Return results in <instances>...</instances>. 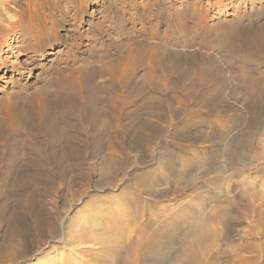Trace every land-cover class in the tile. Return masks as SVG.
Returning <instances> with one entry per match:
<instances>
[{
    "label": "rangeland",
    "instance_id": "1",
    "mask_svg": "<svg viewBox=\"0 0 264 264\" xmlns=\"http://www.w3.org/2000/svg\"><path fill=\"white\" fill-rule=\"evenodd\" d=\"M9 14L17 15L11 18ZM59 35L64 42L58 43ZM23 39L27 50L18 53V45L21 43L19 40ZM37 42L39 44L36 47ZM152 42L158 44H152ZM51 43L53 45H48ZM153 45L154 47L149 49ZM155 47L159 50L156 48L153 52ZM32 48L36 51H32L34 50ZM194 50L211 56L221 68L226 67L229 70L219 72L218 76L215 72L212 73L213 75L210 74L213 80L211 77L210 80L205 79L203 81L208 80V82L198 87L210 88L216 84L215 76L216 81L220 82L217 86L218 93L206 99L205 104L198 99L186 102L182 90L189 76L191 80H194L193 73L195 72L197 76L198 69L205 70L208 66V63L204 61L203 65V61L197 60L192 55ZM29 53L35 57L32 62L37 64V67H30L23 60L29 61L26 57ZM171 54H174L171 58L174 61L168 59ZM150 58L157 62H152ZM167 59L169 62H166ZM154 66L155 69H153ZM163 72L164 74L167 72L169 83L162 78ZM146 74L151 75V79ZM186 74H188L187 79L184 77ZM82 79L83 82H81ZM88 85H93L92 89H96L95 101H92V106L90 105L96 110L95 121H92V117H88L86 110L88 104L85 102L87 100L84 93L82 95L79 93V96L75 92L68 94L69 88L79 89ZM133 85L138 87V92L137 90L134 92ZM143 89L154 95L153 97H158L161 102L149 99L142 107L138 105L145 98ZM37 90L38 93L35 95ZM119 94L122 95L118 97ZM111 96L114 97L111 98ZM175 97L184 101L181 107L183 116L178 122L171 121L170 125L176 124L181 135L176 133L175 127L169 124L163 125L167 131L159 138L160 146L178 153L173 145L182 144L181 137L193 140L209 137L208 140H210L211 136H216L218 141H215L220 145L216 143L219 150L216 153L213 151V141L199 142L198 140L193 146L197 151L181 154L183 159L179 157L181 162L177 166L181 170L188 171L189 182L185 183L184 176V180L177 178L174 181L173 206L179 205L184 208L189 200L193 201L198 190L201 193L205 191L204 196L205 194L208 196L205 197V214L211 215L209 217L211 220L213 216H219L210 222L211 225L213 223L216 235L209 239H201L200 245L195 246L199 254L198 261H202L201 264H264V159L251 164L249 160H241L239 157L241 149L245 146L248 149L262 148L258 140L264 139V126H262L264 125V0H0V113H2L0 114V135H3L0 138V150L6 151L5 143L14 140V145L21 151L17 159L28 160L31 166L40 171L42 170L39 169L40 160L34 163L35 160H29L23 152L24 144H29L30 139L42 140L44 144L37 143L35 146H39L41 151L47 150V156L54 160H60L65 159L76 147L88 148L90 135L93 136L98 126H103V120L111 126L105 123L108 129L104 125L105 129L103 128L104 133L100 141L102 150L109 138L116 143L114 136L121 134L122 139L125 136L124 128H122L125 126L122 123H129L128 129L126 128L128 133L123 140L132 144L133 148H141L139 154L133 150L125 151L126 159L131 163L130 168L133 172L129 174L131 176H123L120 181L124 180L125 185L128 184L127 188L131 196L135 192L134 188H131L133 174L143 178L144 171L159 172L158 163L154 159L155 154L147 145L145 136L148 123L155 125L157 121V118L148 112L149 105H160L166 108L165 103L169 100L168 98L172 104H176ZM69 98H75L74 102L79 101L80 108L70 109L71 106H64L61 109L60 107ZM38 101L43 102L45 106L43 107ZM113 105L122 112L121 123L117 121L115 123L112 119ZM199 105L201 108L205 105L204 110L197 109ZM11 106L12 109L8 108ZM213 106L217 108V114L210 110ZM6 116L13 119L6 120ZM51 119L55 120L59 130L53 127ZM16 123L22 124L21 127ZM53 129L59 131L56 133L57 137L47 140ZM7 135L10 136L7 137ZM49 150H52V153ZM224 153H228L226 165L223 160L226 158ZM5 155L8 153L6 152ZM216 161L220 162V166L222 165L219 171L216 169L218 166ZM18 162L9 166L2 161L0 166V170L5 174L3 180H0V184L2 183L0 202L5 201L3 202L5 203L4 212L6 217L8 216V221L0 232V250L3 249L19 217L20 210L17 207L19 200L29 199L28 195L21 192V188L26 187L27 192H32L29 176L26 178V175L27 170L32 172L33 168L30 165L23 167L24 165ZM67 164L69 170L75 169L72 162H66L64 166L61 164L60 168L50 164L44 168L51 174L56 172L54 173L56 175L60 169H67ZM150 173L147 175L149 176ZM224 177L227 179L229 188L226 194L218 192V185ZM195 187L198 190L195 191ZM168 188L171 190L173 185ZM62 189L58 194L60 201L63 200L66 192L64 184ZM35 191L37 195L40 194L39 190L35 189ZM106 191L109 192V197L114 194L118 198L116 190ZM99 193L100 191L93 192L95 196ZM96 198L105 203L99 199L100 197ZM155 203L150 202V205L155 206ZM131 204L130 209L127 206L122 208L125 209L126 215L132 212L129 218L136 223L133 225L130 223L125 233L124 243L126 245L132 243V246L124 249L127 251L123 253L121 259L119 258L121 260L119 262L128 264L129 261H133L134 264V262H141L142 259L141 264L154 263V259H158L155 256L161 257L159 246H157L160 242L159 235L162 232L166 233L165 226L159 227L160 229L155 227L162 223L168 224L166 221L170 220L171 212L159 221L154 213L148 214L144 211L142 214V204H140L141 207L139 204L136 206L134 200ZM107 205L112 206V209L116 208L113 201ZM228 211H230L229 214ZM137 226L144 230L142 237L151 235L149 239L151 243L148 244L149 248L144 254L136 250V232L132 231L138 228ZM221 227L227 230L225 234ZM128 231L132 239L128 236ZM191 248L193 249V246L189 247L188 252ZM137 254L143 257L140 258ZM117 264H119L118 261Z\"/></svg>",
    "mask_w": 264,
    "mask_h": 264
},
{
    "label": "bare ground",
    "instance_id": "2",
    "mask_svg": "<svg viewBox=\"0 0 264 264\" xmlns=\"http://www.w3.org/2000/svg\"><path fill=\"white\" fill-rule=\"evenodd\" d=\"M16 15L17 14H14V15L9 14V17L14 18V16H16ZM63 36L65 37L66 35H63ZM60 37L61 36L59 35L57 37L58 40L56 39L58 41V43L60 41L64 42V40L60 39ZM9 39L11 40V38H9ZM19 41L21 43L18 45L19 46L18 53H20L21 51L22 52L26 51L27 46H26V44H24L25 40L23 39V40H19ZM249 42H251V41H249ZM153 43L154 42H152V44ZM33 44H35V43H33ZM38 44L39 43L37 42L36 47L38 46ZM154 44H156V43H154ZM48 45L51 46L53 44L51 43ZM230 45H231V43H230ZM251 45H253V44H251ZM160 46L162 47V44H160ZM152 47H154V45L149 47V49ZM157 47L154 48L153 52H155ZM32 49H34V48H32ZM157 50H159V49L157 48ZM32 51H36V50L34 49ZM128 51H129V48H128ZM162 51H165V50H162ZM170 53H168V54H170ZM30 54L31 53H29L28 56H26L29 58V61H27L25 59H23V60L26 61L30 67H37L38 65L32 62L35 60L34 59L35 57H33V54H31V55ZM174 54H175V51H174ZM174 54L169 55L168 59L173 58ZM153 55H155V53ZM186 55L187 54H185V56ZM192 55L194 57H196L197 60L203 61V65H204V61L206 63H208V66L205 70L202 68L198 69L199 71L197 72V76H195L196 75L195 72L192 71V72H194L193 74H194V77L196 78L195 79L192 76V78L194 80H191L190 76L188 78V74L184 75L185 79L188 78V82H186L182 86V90L184 91V92L183 91L182 92L186 98V102L191 101L192 99H198L199 102L204 101L203 103L205 104L206 99L212 98L213 94L215 95L216 93H218L219 89L217 88V86L219 85L220 82L216 81V79H215L216 76H215L214 80H215L216 84H214L213 86H210V88L202 89V88H198V87H200L202 84H206L205 82L206 81L208 82V80H210V77L212 78V76H211V75H213L212 73L215 72V75H217L219 72H224V70H226V71H229V70H227L226 67L221 68L218 65V63L214 59H212L211 56H209V55H207L201 51L195 52V50H194ZM149 56L151 57L152 55L150 54ZM160 59H159V63H160ZM168 59L166 62H169ZM128 60H129V58H128ZM150 60H151V58H150ZM163 60H164V58H163ZM171 60L174 61L173 59H171ZM155 61L156 60H154L152 62H155ZM163 64H164V62H163ZM183 68L185 70V67H183ZM109 69H111V68L109 67ZM153 69H155V66ZM161 69H163V68H161ZM155 72L157 73V71H155ZM147 73H149V72H147ZM147 77H150V79H151V75L150 76L147 75ZM162 78H164L165 80H167L166 82H168L169 77H167V72H166V74H164V72H163ZM83 79H82V81L81 80L80 81L83 82ZM205 79H208V80L203 81ZM195 80L197 83L195 82ZM212 80H213V78H212ZM147 81H148V78H147ZM64 84H68V83H64ZM222 84H223V82H222ZM68 85H72V84H68ZM86 85H87V83H86ZM115 85H117V84H115ZM171 85H172V83H171ZM111 86H112V84H111ZM108 87H109V85H108ZM120 87H122V86H120ZM133 87H132V89H134V92H135V90H137V92H138V87L135 85H133ZM92 88H93V85L92 86L88 85L86 87L83 86V88H79V89H77L76 87H72V88L68 89V94H70V93L72 94L73 92H75L76 95L79 96L78 95L79 93H81V95L84 93L86 100H87L85 102L88 104L87 109H86L88 112V117H92V121H95V119H97L96 110L91 106L93 103L92 101H95V92H96L95 90L96 89L93 90ZM140 88H143V87L140 86ZM219 88H220V86H219ZM65 89H66V87H65ZM221 89L222 88H220V90ZM143 91H144V89H143ZM37 93H38V90L35 93V95ZM144 93H145L144 94L145 98L144 99L142 98L143 99L142 103L138 104V105H141V107L143 105H145L147 103V100H149V99H151L153 101L158 100L159 102H161L158 99V97L157 98H156V96L153 97L154 95H151L147 91H144ZM131 94L132 93L130 92V95ZM121 95L119 94L118 97H120ZM73 96H75V95H73ZM112 97H114V96H111V98ZM123 97H125V96H123ZM77 98L79 99V97H76V99ZM170 98H168L169 100H167L165 103L166 108H163L160 105H158V106L149 105V109H148V112H150L153 116H155L157 118V121H156L155 125H149V123H148L147 129L145 130L146 131L145 136H146L147 145L151 147L152 152L155 154L154 159L158 163L159 172L150 173V171L149 172L144 171L145 177H143V178L141 176H139L138 174H133V176H134L133 181H132L133 187H131V188L132 189L134 188L135 192H134V194H131V196H129V192H128V188H127L128 184L125 185L124 180L122 182L120 181V179L123 176H127L129 174H132V172H133V170H131L132 168H130L131 163H129V161L126 159L127 156L125 154V151L128 150V152H129V150H133L139 154L141 152V148L140 147L139 148H133L132 144L130 145L128 142H125L123 140V138L128 133L126 128L128 129L129 126H127V125H129V123H126V122L122 123L125 126V127H122V128H124L125 136L122 137V139H121V134L118 136L117 135L114 136V138L116 139L115 140L116 143L115 142L113 143L111 138H109L106 142V146H104V148L102 150L101 142H100L101 141V135H102V133H104L103 128L105 126L109 129V127H108L109 123H106V120H103V121L101 120L104 124H103V126L101 125L102 127L101 126L97 127V129L94 131L95 133L93 134V136L90 135L91 139H90V145L88 148L76 147V148H74V151H72V153L71 152L68 153V155H67V157H65V159L62 158L60 160H54L52 157L47 156V154H46L47 150L41 151L39 146H35V144H37V143L44 144V143H42V140L38 141L37 139H33V138L31 140L29 138L30 139L29 144L28 143L24 144L25 149L23 150V152L27 155L29 160L34 159L35 160L34 163H36V160H38V161L40 160L39 162H41V165H40L39 169H42L40 171H38L37 168H34L33 166H31L30 163L27 162L28 160L25 161L24 159H17L21 151L14 145V140L10 141L9 143H5L6 144L5 148L7 150L6 151L0 150V166H1L2 161L4 162V164H6V165L9 164V166H10V165H13L15 162H18L19 160H21L18 163H20L22 166L24 165L23 167H25L26 165H30V167L33 168V171L31 170L32 172H30L28 169L27 175L25 173L26 178L29 176L30 187H31L32 192H27L28 189H26V187L21 188V192L24 193L25 195H28L29 199L28 198H26V199L20 198L22 201L19 200V203H18L19 205L17 206L20 210L19 217L15 221V225L13 226V229L11 230V234H10L7 242L4 244L3 249L0 250V264H117V261L120 264L119 261H121L120 260L121 256L123 255V253H125L127 251L124 249L132 246V243L130 245H126L124 243V239L126 238L125 237L126 230L129 228L130 223H132V225H133V223L136 224L134 220H132L133 221L132 222L131 219L129 218V216L131 215L132 212H130V213L128 212L130 215H126V214H124L125 209L122 207L123 206H127V208H129V206L131 207V205H133V204H131L132 200H134V202H136V206H138L137 204H139V205L142 204L144 206L143 207L142 205H140V207L142 206L141 207V209L143 211L142 214L144 213V211L148 212V214L154 213L156 215V218L159 219V221H162L163 217L166 216V214L171 212L169 214L170 220L168 219L166 221L168 224L162 223V224H160V226L155 227V228L160 229L159 227L165 226L166 227V233L165 232L160 233V235H159V241L160 242L157 243V246H159L158 250L161 252V257H160V255L155 256V257H158V259L157 258L154 259L155 262L154 263L151 262L150 264H201L202 261H198V258H199L198 255L199 254H197V252H196L197 249H195V248L198 247L196 245L197 244L200 245L201 239H204V240H205V238L209 239V238L213 237L214 234L216 235V231H215L214 227L212 226L213 223L211 225L210 222L214 221V219L218 218L219 216L215 215V216H213V218L211 220L209 218L211 215L209 216V215L205 214L206 213V211H205L206 210L205 209L206 198L205 197H208V196H206V194L204 196V193H206V192L203 191V193H201L197 187H195L196 188L195 191L198 190V192L195 194V198L191 202L189 200L188 203H186L187 205H185L184 208H181L179 205H177V207L173 206V204H174L173 200H174L175 196L172 193L175 192L174 181H176L177 178L183 179V176H184L185 183H188L189 182L188 179H190V176H189V173L187 170H183V169L181 170L177 167L181 162L180 159H183V156L181 154L195 153L197 151V149L193 148V146L195 144H197L198 140H200L199 142H201V141L202 142H212L213 141V143H212L214 145L213 151L218 153L219 150L216 147L217 146L216 143L218 140L215 138L216 136L215 137L211 136L210 140H208V138H209L208 136H207L208 137L207 139L204 137V138H200L197 140L181 137L180 143H182V144H179V145L174 144L173 145V147L176 150H178V153L174 152V151L167 150V148L165 146H160L159 138L163 134L165 135L164 132L167 131V129L163 125H168V124L170 125L171 121L172 122L173 121L178 122L183 116L181 114V110H182L181 107H182V104L184 103V101H182V100L180 101V100L176 99V97H175L174 99H175L176 104H172ZM235 98H237V97H235ZM40 99H42V98H40ZM131 99H133V98H131ZM113 100H114V98H113ZM123 100H122V103H123ZM8 101H5V102L7 103ZM74 101H75V98L66 99V103L63 106H61L60 108L62 109V107H64V106H68V107L71 106V107H69L70 109H72V108H74V109L78 108L79 109L81 106V105H78L79 101L78 102L77 101L74 102ZM125 102H126V100H125ZM127 102H129V101H127ZM39 103L43 106V104H42L43 102H39ZM156 103H158V102H156ZM47 104H48V102H47ZM112 104H113V102H112ZM124 106H125V104H124ZM124 106H123V108H124ZM18 107H19V105H18ZM203 107H205V105H202V108H201V105H199L197 109L204 110ZM8 108L12 109V106L8 107ZM3 109H4V107H3ZM28 109H31V108H28ZM13 110H15V109H13ZM210 110H212L216 114L218 113L217 108L216 107L214 108V106H213V108L210 107ZM9 112H10V110H9ZM63 112H61V113H63ZM79 112H81V111H79ZM111 112H112V119L115 121V123H117V122L121 123L122 121L120 120V116H121L122 112H120V109H118L117 107H114V105H113ZM0 114H2V113H0ZM124 116H126V115H124ZM128 116L130 117V115H128ZM185 117H186V115H185ZM3 119H4V117H3ZM12 119L13 118L10 119V116H8L6 118V120H10V121ZM130 119H131V117H130ZM1 120H2V117H1ZM96 121H98V120H96ZM50 122H52L53 127L55 129L59 130L58 129L59 126L56 125L55 120L51 119ZM43 123H44V121H43ZM105 123L108 125H105ZM143 123H145V122H143ZM16 124H18L19 127H21V125H22V124L20 125V123H16ZM18 125H16V126H18ZM50 125H51V123H50ZM95 125H96V123H95ZM109 126H111V125H109ZM119 126H121V125H119ZM170 126L175 127V128L177 127L176 124L170 125ZM262 126H264V125H262ZM35 127H37V126L35 125ZM35 127H33V128H35ZM113 129H114V127H113ZM53 130L50 131V135H49V138L47 140H50V139L57 137L56 133H58L59 131L57 132V131H55V130L53 131ZM175 131L177 134L181 135L179 129L176 128ZM117 132H119V131H117ZM119 133H121V132H119ZM63 134H65V133H63ZM41 135H42V133H41ZM2 136L3 135H0V138H2ZM8 136H10V135H7V137ZM67 137H68V135H67ZM103 140H104V138H103ZM215 140H217V141H215ZM258 142L261 143L262 148L255 147L254 149H252V148L248 149V147L245 146L240 151V154H239L240 159L241 160L247 159L251 162V164H253V163L255 164L256 162H258V161L260 162L261 160H263L264 159V139L261 138L258 140ZM218 146H220V145L218 144ZM221 146H222V144H221ZM41 149H44V148H41ZM6 152L8 153V155H5ZM169 153H172V154H169ZM224 155H226V158H223L224 164L226 165L225 162H227L226 160L228 159V153H224ZM179 157H180V159H179ZM214 157H216V155H214ZM66 162L67 163L72 162L73 166H75V169L69 170L67 168L68 167V164H67V166H66L67 169H64V170L60 169V171L56 175H54V173H56V172H53V174H51L49 171L45 170V168H44V167H46V165H49V164L54 165L56 168H60L61 164H62V166H64L66 164ZM216 163L218 164V166H216V169L219 171L220 168H222V165L220 166L219 161H216ZM18 166H19V164H18ZM62 169H63V167H62ZM0 171H2V170H0ZM149 173H150V175L148 176L147 174H149ZM4 176H5V174L2 171L0 174V180L1 179L3 180ZM129 176H131V175H129ZM20 177H22V175ZM175 177H176V179H175ZM172 178H173V180L171 181ZM62 184H64L66 186V192L64 194L63 200L60 201L58 194L62 189ZM0 185H2V183ZM171 185H173V188L171 190H168L169 189L168 186H171ZM218 186H219L218 192H220V193H225L229 189L228 185H227V179L225 177L222 178V180ZM35 189L40 191L39 195H37L35 193V192H37V191H35ZM106 190H110V191L116 190L117 191L116 194L118 195V198L114 194H112V196L110 195L111 197H109L108 196L109 192H107ZM63 191H65V190H63ZM98 191H100V193L97 194V196H95V194H93V192H98ZM220 193H217V194H220ZM96 197H100L99 199L105 201L106 204L104 202H100L98 200V198H96ZM16 198H18V197H16ZM60 198H62V197H60ZM111 201L114 202V206L116 207L115 209H112V206L107 205V203H111ZM3 202H5V201H3ZM3 202H0V232H1V229L3 228V226L5 225L6 221H8V218H7L8 216L6 217L5 212H4L5 203H3ZM32 202H33V204H32ZM150 202H152V203L156 202L157 204L155 203V206H153V204L150 205ZM181 202H182V200H181ZM119 210H122V211L120 212ZM89 212H90V215H88ZM227 213L229 214L230 211H228ZM7 223H9V222H7ZM6 225H8V224H6ZM214 226H216V225L214 224ZM222 229L224 230V227ZM222 229H221V231H223ZM2 231H4V230H2ZM224 231H225L224 232V234H225L227 230L225 229ZM132 232H136V235H135V242L137 241L136 242L137 243L136 244L137 245L136 250L139 251V252L138 251L137 252L140 254H144L147 251V248H149L148 244L151 243V241L149 240L151 238V235H145V237H142V235L144 234V230L141 227H138L136 229L134 228ZM128 236H130V238L132 239V235L130 234V232H129ZM202 244H204L203 240H202ZM202 244H201V246H202ZM191 246H193V249L191 248L192 251L190 250V252H188L189 251L188 249ZM204 246H206V245H204ZM207 246H208V244H207ZM154 251H156V250H154ZM202 252H203V250H202ZM151 253H152V251H151ZM137 255H139V254H137ZM139 256H140V258L143 257V256L141 257V255H139ZM144 258H145V255H144ZM153 258H154V256H153ZM140 261L142 262L143 260L141 259ZM141 262H139V261L136 263L134 262V264H139V263L141 264ZM148 262H150V261H148ZM128 264H133V261H129Z\"/></svg>",
    "mask_w": 264,
    "mask_h": 264
}]
</instances>
